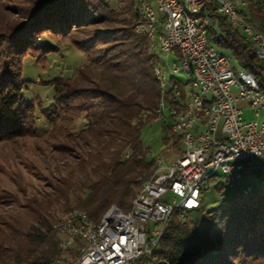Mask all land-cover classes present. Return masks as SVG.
I'll list each match as a JSON object with an SVG mask.
<instances>
[{"label": "trees", "instance_id": "trees-1", "mask_svg": "<svg viewBox=\"0 0 264 264\" xmlns=\"http://www.w3.org/2000/svg\"><path fill=\"white\" fill-rule=\"evenodd\" d=\"M135 4L128 0L124 5L121 13L128 18L123 19L114 17V9L102 0H33L27 13L0 9V143L37 132L35 105L23 95L27 80L22 77V59L30 55L40 60L53 51L41 43L43 32L68 37L84 53L74 77L46 81L54 90L52 104L41 108L52 124L48 134L54 140L52 147L67 152L72 165L64 175L49 178L48 189L41 193L26 195L22 189L23 199H14L17 210L0 212V264H56L63 251L54 228L58 219L54 208L82 209L94 222L111 205L127 211L156 169L141 129L158 116L161 89L154 77L158 57L146 36L134 30ZM243 13L264 33V0H248ZM115 23L120 26L114 27ZM96 24L108 27L99 34L71 37L72 32ZM208 39L230 50L240 68L264 86V60L256 57L237 28L219 20V31L209 29ZM184 86L171 80L164 94L167 109H184ZM79 114L83 123L74 130L71 123ZM163 130L164 142L171 140L179 148V135L170 126ZM256 176L264 184V178ZM210 182L222 194L224 183ZM70 253L78 255L76 249ZM134 264H264V188L235 191L220 207L202 208L200 226L188 216L179 218L175 211L153 257L142 256Z\"/></svg>", "mask_w": 264, "mask_h": 264}, {"label": "built area", "instance_id": "built-area-1", "mask_svg": "<svg viewBox=\"0 0 264 264\" xmlns=\"http://www.w3.org/2000/svg\"><path fill=\"white\" fill-rule=\"evenodd\" d=\"M248 0H135L138 13L134 30L146 36L150 49L174 56L169 76L159 58L154 67L161 96L158 116L166 107L165 92L176 74L188 75L189 95L184 109H168L170 129L179 135L182 151L167 166L157 167L123 211L111 205L98 222L79 208L62 212L54 224L59 247L74 246V260L56 264H134L153 257L167 220L177 211L185 219L200 207L201 191L208 180L233 186L245 175L264 177V86L254 74L236 70L230 56L208 39V30L221 23L237 28L257 58L264 60V33L244 16ZM158 57V55H157ZM235 92L237 95H235ZM174 94L179 95L176 89ZM248 103L252 117H243L237 101ZM157 116V117H158ZM246 185L236 192L247 193ZM170 194L171 201L162 197ZM153 222L154 226H147Z\"/></svg>", "mask_w": 264, "mask_h": 264}, {"label": "rangeland", "instance_id": "rangeland-1", "mask_svg": "<svg viewBox=\"0 0 264 264\" xmlns=\"http://www.w3.org/2000/svg\"><path fill=\"white\" fill-rule=\"evenodd\" d=\"M105 7L114 9L112 14L114 17L123 19L128 18L122 14V9L128 0H102ZM33 0H0V9H10L12 11H21L27 13L31 8ZM136 5V4H135ZM245 11V9H243ZM120 26L115 23L114 27ZM106 24H96L89 26L84 31H74L71 37L81 38L85 34H99L107 28ZM41 43L49 45L50 51L45 54V57L38 60L36 56L27 55L22 59V77L27 80L26 88L23 89V95L32 100L35 105V124L37 132L34 136H26L14 139L13 141L0 143V212L9 210H17V202L15 198L23 199L22 189L26 195L38 194L43 190L48 189L46 183L52 176L64 175L70 166L71 157L67 152L54 150L51 143L54 140L49 138V132L52 129V124L46 120L41 114V108H51L53 87L46 85V81L55 77L71 78L77 73V69L84 62V53L76 47L68 37H62L50 32H43L40 37ZM212 43V42H211ZM214 46L215 44L212 43ZM101 44H98L100 46ZM216 47V46H215ZM44 48V47H43ZM43 48L39 50H43ZM219 51L230 56L231 65L234 69L240 70V65L230 52L225 48H218ZM158 58L164 67V71L169 76V67L173 61L177 59L167 53L157 50ZM177 79L184 84L185 94L188 98L189 84H187L188 75L184 72L176 74ZM170 87V84H169ZM235 95L236 92H235ZM237 107L243 110V117L250 119L252 117L248 103L241 99L237 101ZM173 119L168 115L167 107L164 108L163 114L159 115L152 121L143 125L141 129V139L143 144L149 148L148 157L155 160L161 158L163 163L160 166L172 164L180 155L182 145L179 148L172 146L171 140L164 142L165 132L164 126H170ZM83 123L82 114L71 123V128L79 129ZM70 125V124H69ZM68 126V125H67ZM63 136L59 137L61 140ZM219 181L221 179L219 173ZM264 178V177H262ZM208 184V183H207ZM252 184L255 190L264 188V184L259 181L256 174L245 175L243 181H236L233 186L224 184L220 194L210 182L205 189L203 203L201 207L192 209L188 213L189 219L198 222L201 225L202 208L213 209L221 206L223 199L235 191H240L246 185ZM163 201H171L170 194L162 197ZM61 210L57 206L54 208V214L58 218L61 215ZM154 226L153 222L147 223V226ZM60 236V235H59ZM76 249V246L71 250ZM63 251L62 261H71L75 259L70 251Z\"/></svg>", "mask_w": 264, "mask_h": 264}]
</instances>
